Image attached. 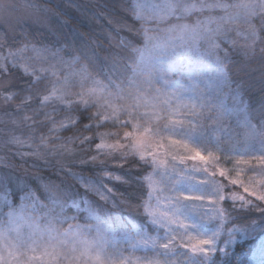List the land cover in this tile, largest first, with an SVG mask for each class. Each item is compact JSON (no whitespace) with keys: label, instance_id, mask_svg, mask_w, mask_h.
I'll return each mask as SVG.
<instances>
[{"label":"snow or ice","instance_id":"1","mask_svg":"<svg viewBox=\"0 0 264 264\" xmlns=\"http://www.w3.org/2000/svg\"><path fill=\"white\" fill-rule=\"evenodd\" d=\"M15 7L12 0H0V13L5 16ZM29 7L41 10L37 4ZM138 7L130 2L125 7L133 19L131 25L113 17L120 32L135 36L114 38V51L106 58L110 74L106 85L92 77L94 51L76 47L63 36L45 43L26 35H0V53L8 47L6 55L0 54V74L7 73L9 66L22 67L27 77L15 108L19 124L27 128V139L0 137V152L9 151L10 145L27 146L29 151L17 155L46 160L49 155L74 154L78 148L79 165L100 169L93 179L60 165L62 172L82 183L83 194L68 193L54 183H36L33 189L27 172L16 175L17 165L0 156V264H233L235 249L249 240L253 242L247 254L242 252L235 264H252L256 254L264 256V180L259 186L250 181V187L240 179L243 169L238 167L245 165L248 171L264 175V98L254 107L245 83L232 75L234 57L239 55L248 65L259 64L264 83V0H162L151 17L137 11ZM205 12L213 15L200 18ZM192 16H197L193 23L182 22ZM170 20L175 23H168L165 36L153 35ZM237 21L243 45L231 35L235 31L231 25ZM141 37L144 46L138 47ZM16 41L22 46L19 52L9 47ZM29 46L47 67L17 63L20 52ZM204 64L207 69L201 70ZM58 65L78 69L73 75L81 78L80 91L72 92L74 85L67 78H57L60 87H48V74L57 77ZM88 79L95 88L83 87ZM225 97L231 99L230 107ZM4 99L10 100L11 95ZM52 102L71 112H90L84 132L95 130L94 135L67 139L57 135L60 143L55 144L52 133L71 130L78 118L69 114L54 120L44 111ZM233 119L245 130L243 141L233 135L229 123ZM201 121L210 122L208 131L216 139L211 147ZM11 122L19 126L16 120ZM109 124L123 131H99ZM44 128L49 129L47 134L41 131ZM197 133L199 142L193 139ZM130 158L144 170L140 175H121L107 167L109 159L122 167ZM225 163L233 164L234 178L222 166ZM105 180L142 191L117 197ZM229 185H239L255 201L232 191L226 194ZM91 195L97 199H90ZM15 200L21 201L19 206ZM225 203L231 207H224ZM110 208L128 210L135 223L129 227L128 218L118 212L114 228L103 219L109 216L117 222ZM237 211L259 213V219L243 229L226 227L239 219L233 216ZM63 224L68 227L61 230L58 225ZM93 231L95 236L90 235ZM236 235L241 239L235 240ZM138 249L144 250L143 256L125 255Z\"/></svg>","mask_w":264,"mask_h":264},{"label":"trees","instance_id":"2","mask_svg":"<svg viewBox=\"0 0 264 264\" xmlns=\"http://www.w3.org/2000/svg\"><path fill=\"white\" fill-rule=\"evenodd\" d=\"M132 0H97L96 8H93V4L89 5L88 12L91 15L90 21H80L77 19H69V27L66 29H62L61 25L58 21L54 23L58 36H63L64 39L67 41H71L74 43L76 47L87 48L95 53V61H96V68L94 71L90 69L92 72V76L97 77L98 79L102 80L103 82L107 81L106 77L109 76L108 66L106 64V58L109 56L110 53L114 51V38L124 39L126 37L131 38V36H135V33H127L120 32L119 26L115 24L113 17L118 19H124L127 24L131 25L133 23V19L130 18V14L125 11V7ZM55 13L61 16L60 11L55 8ZM139 27V24L136 25ZM5 32L2 28H0V35H3ZM28 36L30 40L36 41L41 40L45 43L47 40L55 37L52 33H47L41 28H34L29 25H22L20 28L19 37ZM59 38V37H58ZM143 38L141 37L137 41V46L140 47L143 44ZM19 41L13 43V45H18ZM39 47L42 48L41 44H37ZM9 47L13 48L10 44ZM8 47L3 49L4 51ZM237 61L234 65H232V75L235 80L243 81L248 89V99L252 102L254 107L259 106V102L262 98H264V83L260 80V66L259 64H246L241 57L238 55L234 57ZM20 75V82L16 86H11L10 89L6 93H11V99L9 100L10 108L6 110V117L5 121H7V126L4 128L8 133L13 135H18L21 139H27V128L19 124V116L15 114V108L17 105L20 104V99L17 98V93L20 87L26 86V79L27 77L23 72H19ZM115 79V76L111 77ZM49 87V86H48ZM76 88V87H75ZM53 108L56 110L53 111ZM45 112L51 113L52 117L56 121H60L65 115H75L78 118V124L76 127L72 128L71 130H61L58 133H52L50 139L55 142V144H59L60 140H56L55 137L59 135L63 139H67L70 137H75L78 134L82 135H94L93 132H84V125L90 123L88 120V116L91 115L90 112H71L70 110H66L63 105H60L57 102H52L51 106H46L44 108ZM95 109L92 110L94 112ZM11 113V116L8 115ZM32 113L29 112L27 115H31ZM43 119V117H41ZM12 120H16L18 123V127L12 124ZM112 125L109 124L101 129H108ZM44 134H47L49 129L44 128L41 130ZM98 142V140L96 141ZM14 146V153L9 155L11 159L18 158V152H25L21 150L22 148L26 151H29L27 146ZM51 147V145H50ZM69 147L77 148V145H70ZM93 149L95 147V143L92 145ZM17 149V150H16ZM19 149V150H18ZM12 149L10 148L9 151ZM78 154L79 150L77 148V152L71 155H63L55 154L49 155L46 160L44 159H37L36 157L29 156L28 157H19L24 161L19 163L18 166L21 169L27 168L31 175L28 177L29 183L31 184L32 188L35 189L36 183L45 184V183H54L58 186H61L65 189L68 193H84V187L82 183H78L72 177H69L60 170V165L63 164L65 169L68 167L72 168L73 172H79L85 177H92L93 179L96 178V173L100 171L99 168L93 165H79L78 163ZM32 160V161H29ZM75 162V163H74ZM107 167L111 171H117L121 175H140L142 171H144L140 165L134 159H129L127 162H123V166L120 167L117 161L109 159L107 162ZM139 169V171H137ZM35 177H43V180L36 181ZM106 187L111 188L114 194L117 197L128 196L129 193L135 194L142 191L140 187L128 188L126 185L116 184L109 182L107 180L104 181ZM90 199L95 200L97 197L95 195H91ZM110 207V206H109ZM231 207L230 204H226V208ZM238 207V206H237ZM110 211L112 215L116 218L117 222H113V219L109 218V216L103 217V219L107 220L109 224H112L113 227H117L120 217L116 216V213H120L123 217H127L129 221V227L135 221L131 219L128 210L126 209H111ZM72 215L73 213H68ZM233 216L239 217L236 220L235 224H228L226 227L232 226H239L241 228L247 227V225L252 220L259 219V213L252 212L245 215L239 211L233 213ZM253 241L249 240L246 243H242L240 247H237L233 254V264H235L236 259L240 258L242 252L247 254V250L250 244ZM232 251V249H229Z\"/></svg>","mask_w":264,"mask_h":264},{"label":"rangeland","instance_id":"3","mask_svg":"<svg viewBox=\"0 0 264 264\" xmlns=\"http://www.w3.org/2000/svg\"><path fill=\"white\" fill-rule=\"evenodd\" d=\"M12 2L15 4L16 7L11 11L10 14H6L5 16V14L0 13V28H2L4 32H8L10 36H15V37H19L20 28L22 25H29L34 28H41L47 33L50 32L53 34V36L58 38L59 36L54 26V23L56 21L59 22L62 29L67 30V28L69 27V22H68L69 19L74 18L80 21H86V22L90 21L91 15L88 12L89 5L93 4V8L94 7L96 8L97 6V0H74V2H70V0H12ZM161 2L162 0H132L131 5L133 7H136L137 5H139V7L137 8V11L141 12L145 17H151L158 11V8ZM230 2L244 3L246 2V0H230ZM31 4L39 5L41 10H37V9H33L29 7V5ZM55 8H57L60 11L61 16L55 13ZM42 9H48L50 11H43ZM209 15H213V13L205 12L202 14L200 18H204ZM196 19H197V16H192L191 19H187L182 22L183 23H193ZM168 23H175V20H170L166 23L160 24L161 32L154 33L153 35H158L160 37L165 36L166 34L163 30L168 26ZM149 26L151 27L152 25H149ZM231 28L235 29V31H233L231 35L238 41V45H243L244 38L242 35V28H241L239 21H237L236 24L231 25ZM11 45L13 46L12 51L14 52H19L20 48L22 47L20 44L18 45L11 44ZM143 46L144 44H142L140 47H143ZM36 47H39V46L36 45ZM7 51H8V48L4 51L3 54L6 55ZM40 55H44V54L40 53ZM26 62L34 63L36 67L38 68L41 66H44V67L48 66L47 64L42 65V61H40L38 53L32 51L31 46H29L28 50L20 52V59L17 61V63L19 64H23ZM52 63L55 64V61H52ZM205 69H207V65L206 64L201 65V70H205ZM54 70L57 73V77L51 76L50 73L48 74L49 80L51 81V83L48 84L49 88L53 86L60 87V85L56 84L57 78H60L61 80H63L64 78H67L69 81V84L74 85L71 89L72 92H77L81 90V87H80L81 78L79 76L73 75L74 73L78 72V69L76 67L69 66V65H58ZM20 71L23 72L22 67L18 69V68H12L9 66L7 73L0 74V137H3L5 135H13L11 133H8L6 129L4 128L5 124L3 122L5 121V119H7L5 113H6V110L10 108L9 100L5 101L4 97L5 95H11V93H8V92L6 93L5 89H8V88L10 89L11 86H16L19 84L20 82L19 72ZM92 77L95 80L102 81L95 76H92ZM103 83L106 85L107 81ZM83 87L85 89H91V88H95L96 85L93 83L92 79H88V80L83 81ZM225 92H227V89H225ZM225 103L227 106L230 107L232 104V101L229 97H225ZM141 111H147V109H141ZM141 123H143V121H141ZM229 123L232 129L234 130L233 135L237 136L241 141H243L244 132H245L244 128L238 127L237 121L235 119L231 120ZM201 124L205 126L204 135L208 138L209 146L211 147L212 145H215L216 143L215 136H213L211 132L208 131L210 122L201 121ZM99 131L100 132H109V131L117 132V131H123V130L111 126L108 129H101ZM16 136L19 137L18 135ZM193 139L199 142L201 140V136L199 135V133H197L193 136ZM14 146L17 147L19 145H10L9 149L11 148L12 150L7 151L6 153L0 152V156H7V158L11 159L9 155L14 153ZM255 147L257 149L256 154L258 155L259 154V151H258L259 144L257 143ZM21 150L27 152L23 148ZM19 157L20 155L16 159H11L14 162V164L17 165V168L15 169V174L23 176L25 175V171H26L27 178H28L31 175V172L27 168L21 169L18 166L19 163H22L24 161L23 159ZM29 161H32V160H29ZM222 166L229 170L230 176H232L233 178L236 176V172L231 171L233 169L232 163H225ZM238 167L240 169H243L242 171H240V179L243 180L245 184H249L250 187L253 186L250 183V181H254L255 186H259L260 181L264 180V175L248 171L247 166L240 165ZM255 167L259 168L260 165L256 163ZM154 179L158 180L159 178L154 177ZM155 187L163 188V185L157 184L155 185ZM228 191L235 192L237 195H243L245 196V198H251L255 201V198L249 197L248 194L244 193L243 189L239 185H234V186L229 185L228 188L226 189V194L228 193ZM164 194L166 193H162L161 195L163 196ZM20 202H21L20 200H15V203L17 206H19ZM226 204L228 203H225L224 207H226ZM44 222L45 221H41V223H44ZM209 226L211 227L213 225H209ZM58 227L61 228V230H63L67 228L68 225L63 224V225H58ZM232 227H239V226H232ZM26 233H27V229L24 230L23 234H26ZM90 235L95 236V232L93 231ZM233 238L235 240L241 239L239 235H236ZM225 239H227L226 235L221 237L222 241ZM125 255L133 256V258L137 256H143L144 250L138 249L134 254L131 252H126ZM251 259H252V264H264V256H261L259 254H256ZM93 264H95V262H93Z\"/></svg>","mask_w":264,"mask_h":264}]
</instances>
